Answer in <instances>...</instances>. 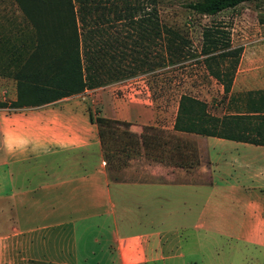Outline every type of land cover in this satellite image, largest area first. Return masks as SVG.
<instances>
[{
	"label": "crops",
	"instance_id": "crops-1",
	"mask_svg": "<svg viewBox=\"0 0 264 264\" xmlns=\"http://www.w3.org/2000/svg\"><path fill=\"white\" fill-rule=\"evenodd\" d=\"M232 81L257 90L245 67ZM15 92L0 75V102ZM78 96L0 107V264H264V145L173 131L175 106L194 165L112 176Z\"/></svg>",
	"mask_w": 264,
	"mask_h": 264
},
{
	"label": "trees",
	"instance_id": "trees-1",
	"mask_svg": "<svg viewBox=\"0 0 264 264\" xmlns=\"http://www.w3.org/2000/svg\"><path fill=\"white\" fill-rule=\"evenodd\" d=\"M11 1L30 28V38L17 45L13 38L0 36V75L13 79L16 91L15 100L0 102V107L39 106L149 71L156 63L150 56L157 45L162 49L160 65L179 61L186 53L187 40L160 23L155 7L158 0ZM251 1L258 0H194L186 7L197 14L214 15ZM201 36L202 62L227 93L241 48L231 46L228 35L218 28L205 27ZM225 59L227 64L222 66ZM211 61L215 62L214 68ZM238 97L243 110L215 116L206 110L203 101L182 93L172 130L264 145V90L246 91ZM89 120L96 125L103 159L110 171L107 135L117 131L113 123L130 124L92 116L90 111ZM120 133L131 135L125 129ZM157 136L142 130L138 137L143 150ZM119 149L129 155L126 144ZM189 156L178 161L171 156L153 157L163 165L191 167L197 160L195 155Z\"/></svg>",
	"mask_w": 264,
	"mask_h": 264
},
{
	"label": "rangeland",
	"instance_id": "rangeland-1",
	"mask_svg": "<svg viewBox=\"0 0 264 264\" xmlns=\"http://www.w3.org/2000/svg\"><path fill=\"white\" fill-rule=\"evenodd\" d=\"M0 1L4 11L1 18L3 22L0 24L1 36L13 38L17 45L20 41L28 42L30 28L16 13L14 3L11 0ZM189 1L194 0H158L155 5L160 23L178 31L187 40L186 53L182 59L172 64L160 65L158 60L162 49L157 45L150 56L156 61L151 70L118 82L87 89L78 96V99L87 104L92 116L103 114L106 117V111L113 103L118 110V117L107 118L127 120L130 124L123 126L113 123L112 126L117 131L107 135L106 146L110 159L108 167L112 176L119 174L116 170L128 166L126 179H143L145 174L142 170H147V165L157 162L153 156H171L173 161H178L183 156L189 159V155H195L197 146L194 138L177 135L166 129L171 121L173 108H177L180 94L184 93L203 101L206 110L212 115H224L228 111L244 109L243 106L239 107L242 100L238 96L242 94L245 86L242 87L238 83L233 85L232 81L229 91L223 93L221 84L209 75L202 62L199 51L201 33L205 27L222 30L228 35L231 46H240L241 52L232 80L236 71L245 67L250 79L255 82L249 86L264 90V0L242 2L214 15L193 12L186 7ZM15 36L18 38L14 39ZM225 64L227 59L222 66ZM210 65L214 68L215 62L211 61ZM81 95L83 98H80ZM233 100H236L237 104ZM138 113V117H133ZM143 126L154 128L142 129ZM159 128L163 131H159ZM123 129L131 132V135L121 134ZM142 130L147 134L155 132L158 135L155 143L151 139L144 150L138 137ZM123 144H126V152L129 155L119 149Z\"/></svg>",
	"mask_w": 264,
	"mask_h": 264
}]
</instances>
